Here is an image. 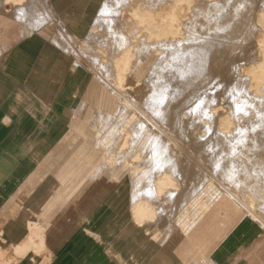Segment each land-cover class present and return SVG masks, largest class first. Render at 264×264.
Segmentation results:
<instances>
[{
    "label": "crops",
    "instance_id": "obj_1",
    "mask_svg": "<svg viewBox=\"0 0 264 264\" xmlns=\"http://www.w3.org/2000/svg\"><path fill=\"white\" fill-rule=\"evenodd\" d=\"M100 3L45 0L59 21L37 25L32 17L38 16L33 11L40 4H32L29 14L27 4L21 13L19 5L8 8L0 0L1 243L9 248L32 239L40 250L18 260L40 264L43 257L54 259L50 236L58 248L64 240L73 244V264H264V229L228 198H217L192 226L172 229L165 240L157 233L161 227L150 234L145 230L148 223L139 227L134 222L133 228L132 201L126 212L114 216L113 204L103 196L91 199L107 179L103 166L110 150L97 143L101 131L92 125L99 115L117 112L118 98L84 60L78 64L63 50L61 34L86 39ZM123 164L132 185L131 168ZM115 178L113 183L118 182ZM78 229L87 233L82 236Z\"/></svg>",
    "mask_w": 264,
    "mask_h": 264
},
{
    "label": "bare ground",
    "instance_id": "obj_2",
    "mask_svg": "<svg viewBox=\"0 0 264 264\" xmlns=\"http://www.w3.org/2000/svg\"><path fill=\"white\" fill-rule=\"evenodd\" d=\"M117 0H101V3H100V8H99V11L97 13L96 16V20L94 21V25H93V28L91 29V33L89 34V36H92L94 35V32L96 30H98L100 27H102V25L106 22L108 24H110L111 22L115 23L111 29L115 30V35H114V42H112V45L113 43L118 46H121L122 44V47L121 49L117 48L116 49H119V50H115V52H113L112 50H109V51H106V50H103L102 48H99L98 50H95L93 53L91 49H86L84 47V45L86 44L87 42V39L89 38V36L82 40H76L75 38H73L72 36L70 35H67L68 33H64V34H61L62 35V40L64 41V44L65 46L63 47L62 44H61V47H63V50L65 48V50H67L69 53H72L73 56L76 57L77 59V63L79 64V61L80 60H84L88 65L89 67L95 72V74L98 76L99 79H101V81L106 84L113 92L114 94L116 95V97L118 98V110L117 112H115V114H112L110 117L106 116V118H103L102 117V114L99 115L100 118H102V120L98 123H95L93 126L95 127H99V130L101 131V134L99 136V139H98V142L101 146L102 145H105L106 148H109L110 147V150L107 151V158H106V162H105V165L103 167L105 168H108V167H115L116 165L118 164H123L124 162H127L129 161L127 164L130 166V168H134L135 165L133 163V161L135 160V164H136V167L137 165L141 168L140 170L138 171H135V174L132 176V179H134V187H133V198H132V205H131V217H132V220H134L135 224H137L139 227H144V223L145 222H148V226L146 228L145 226V230L148 234L156 231V228L157 227H161L160 229V232L162 234V240H165L166 238H168L170 236V234L172 233V230L171 231H167L166 228V225L169 224L170 226L169 227H172L173 228H177V227H181V228H188L190 225L192 226V224L202 215L200 213H202L203 209H204V213L207 211V209L211 206V204L214 202V201H217L216 199L217 198H220V197H224V198H228L230 199V201H232L237 207H239L244 213H245V216L246 218L252 220L253 222H256L258 223L261 228L264 229V214L261 212V209L264 208V182H262L261 179H259V177L261 176H264V162H262L264 159V137L260 138L261 136H264V104L263 106L260 105V102H257V103H254L252 101V103L248 104L246 103V106H252L253 108H255L256 110H258L257 112V115H258V119L256 120L257 122H253L251 123L250 125V122L248 123L249 126H243V127H237L238 129L237 130H234L231 131L229 130L230 126L232 125V122L230 121V119H228V117H225L223 115V113H221V111L218 110V108L220 107L219 104L217 105H210V108L206 111L207 113V122L204 123V115H201L200 113L204 110V108L200 107V110H199V115L200 117L204 116L203 117V125H205L206 127L204 128L205 129V133L207 134L208 131H211L209 129L213 128L212 131H214V128H215V131H216V136L214 135V138L213 140L216 138L217 139V142L220 145H223V143L225 144V142H221L222 144L219 143V139L221 140L222 137H225V140L227 139L226 143L228 142V144H225V145H229L231 147V150L229 151L228 150V153L226 151V159H229L230 160V166L229 164L225 163L226 165H223L221 163V161L223 160H226L223 158L222 154L224 153H221V156L219 155L220 153V150H221V146L219 147L218 146V151L216 153L218 154H212L213 156H216L217 160H214L215 161V166L214 167H208L206 165L203 164L204 161H201L197 154L195 153V151H193L194 149H192L191 147H188V137L187 138H182L178 133L180 131H182V126H179L181 125V123H179L178 127H182L181 130H176V128L178 129V127H175V130L178 131L176 132L171 126V123L169 124V122L172 120V118H170L169 122L168 119H165L167 120L165 122L164 119L162 118H165L164 117H161V114H163V111L164 109H162L161 107L158 108L157 107V100L158 99H154L155 98V95L150 97V98H140L137 97L139 94L137 93L139 91L138 88L134 87L131 80L133 78H135V75L136 73V70L138 69V63L139 62H142L140 66H143L142 68L144 69L146 64H143L144 62H146V58H142L140 56V54L142 52H146L148 53L147 54V59H150V62H153L155 65H159L162 67V61H164V63H167L169 62V60H174L175 56H174V53H173V57L174 58H171V54L172 51L176 48H174L175 46H178L179 48V45L181 46V42L186 43L190 41L192 39H198L199 36H196L195 38V34L194 33L195 31H192V34L194 35H190V33H188L187 35H190L191 39H188L189 36H187L188 40L187 39L185 41H183V37L185 35V31L184 29H186V26L189 22H186V21H181L180 20V13L181 12H178V8H179V3L180 1L182 0H169V3L165 6V5H162L163 4V0H122L123 2V5H122V9L117 13L116 15V18L114 20V16H113V12L116 10L115 8V2ZM195 1V0H194ZM227 3H225V7L228 8L229 6H231V9H232V6H233V9L235 11V15H232L225 20V23H223V27L220 26V28L218 29H225L226 27V31L227 33H224V34H227L228 36V31L233 33L232 30L236 31L237 30V33H235L236 35L238 34V30H239V24L235 23V18L236 16H239V6L235 5L234 3L232 4V0H225ZM185 2L187 3V5H189L188 3H190V0H185ZM217 4H216V8L219 9V12H221L222 8L220 9V5H221V2L220 0L219 1H216ZM224 2V1H223ZM40 4L41 7L39 8V6H36V8L38 10L36 11H33L34 13L37 12L38 16L37 15H33V16H36L35 18L36 19H33L32 17V21L36 20L37 22V25L38 24H44V23H54L55 21H59V20H56L55 19V15L56 14L53 9H49V7H47L48 5H45V0H5V4L7 5V7H11V4L12 6L14 5L16 8L17 5L20 6V10L21 12L23 11V9L26 8V10L28 9V6L30 8H32V4L35 5V4ZM161 3V5H160ZM24 4H27V6L24 8ZM37 4V5H38ZM46 4H47V1H46ZM215 4V3H214ZM220 4V5H219ZM264 4V3H263ZM156 5V7H155ZM211 5V4H210ZM209 5V6H210ZM219 5V6H218ZM207 6V5H206ZM254 6V5H253ZM262 6V5H261ZM260 6V7H261ZM5 7V6H4ZM193 7V5H192ZM203 7V6H202ZM214 7V5H213ZM223 7V5L221 6ZM31 8H30V12H31ZM182 8V7H181ZM201 9V8H200ZM204 9V8H203ZM209 9V8H208ZM248 9V8H247ZM251 8L248 9V11L250 10ZM254 9V8H253ZM260 9V8H259ZM258 9V10H259ZM19 10V8H18ZM25 10V12H26ZM202 10V9H201ZM210 10V9H209ZM230 10V8H229ZM230 10V11H232ZM180 11V10H179ZM182 11V10H181ZM206 11V10H205ZM217 11V10H216ZM246 11V12H248ZM251 11V10H250ZM249 11V12H250ZM24 12V11H23ZM29 12V11H27ZM201 12V11H199ZM207 13H205L206 15V19H207V15H208V11H206ZM213 12V11H212ZM211 15H214L212 14ZM256 12V11H255ZM209 13V14H210ZM252 13V12H251ZM250 13V14H251ZM29 14H32L29 13ZM192 14V13H191ZM189 14V15H191ZM220 13H218L217 11V14L218 15ZM245 14H248V13H245ZM255 14V15H254ZM244 15V14H243ZM249 15V14H248ZM183 16V15H182ZM201 16V15H200ZM222 16V15H221ZM252 17V29L250 30L249 29V32L251 31V34L254 33V27H257V30L258 28L263 30L264 29V7L262 6V9H260L259 11H257V13H254V10H253V15L251 14ZM26 17V16H25ZM58 17V16H57ZM188 17V16H187ZM194 17V16H193ZM198 17V16H197ZM205 17V16H203ZM219 17V16H218ZM217 17V19H218ZM223 17V16H222ZM59 18V17H58ZM209 20H208V23L210 21V17H208ZM216 18V17H215ZM220 18V17H219ZM225 18V17H224ZM255 18V19H254ZM197 19V18H196ZM198 19H200L198 17ZM197 19V20H198ZM205 19V21H207ZM223 19V18H222ZM110 20V21H109ZM185 20V19H184ZM216 20V19H215ZM221 20V19H220ZM192 18H191V23H192ZM212 21H213V18H212ZM211 21V22H212ZM219 21V20H217ZM217 21H215V24H217ZM223 21V20H222ZM239 21V20H238ZM236 21V22H238ZM241 21V20H240ZM36 22H34L33 24H35ZM58 23V22H57ZM207 24V22H205ZM220 22H218L219 24ZM222 23V22H221ZM220 23V24H221ZM241 23V22H240ZM61 24V23H59ZM129 24V25H127ZM190 24V23H189ZM197 24V23H195ZM201 24V22H200ZM236 24L238 25L236 28ZM55 25V24H54ZM210 25V24H209ZM212 25V24H211ZM210 25V26H211ZM226 25V26H225ZM40 26V25H39ZM39 26L35 27V29H39ZM53 26V25H52ZM57 26V25H56ZM128 26V27H127ZM197 26V25H196ZM201 26V25H200ZM204 26V24L202 25ZM202 26L200 27V30L202 28ZM208 28V26H206L207 29H209L210 31L211 28ZM26 27V26H25ZM34 27V26H33ZM62 27V26H60ZM124 27L125 28V32L128 31L126 33H124ZM129 27H131L130 29L131 30H128ZM192 27V25H191ZM215 27V26H214ZM216 27H219L218 25H216ZM222 27V28H221ZM251 27V26H250ZM194 28V27H193ZM198 28V26H197ZM205 28V27H203ZM202 28V32H203V29ZM233 28V29H232ZM65 28H63L64 30ZM190 29V27H189ZM189 29L187 30V32L189 31ZM215 29V28H214ZM59 30V29H58ZM62 30V29H61ZM198 30V29H197ZM209 30H207V32H209ZM217 31V28L215 29ZM219 32H223L222 30ZM231 30V31H230ZM60 31V30H59ZM205 31V30H204ZM225 31V32H226ZM245 31V30H244ZM248 31V30H247ZM246 31V32H247ZM190 32V31H189ZM199 32V31H198ZM197 32V33H198ZM206 32V31H205ZM204 32V33H205ZM218 32V34L220 35V33ZM241 32V31H240ZM248 32V34H249ZM57 33V32H56ZM213 33V32H211ZM215 33V31H214ZM242 33V37H243V32ZM216 33V35H218ZM224 34L222 37H224ZM199 35V34H197ZM201 33H200V40H201ZM218 35V36H219ZM222 35V33H221ZM231 37H235V36H232V34H230ZM212 36V35H211ZM241 36V35H240ZM249 36V35H248ZM204 37V35L202 36V38ZM221 37V36H220ZM220 37H216L215 39L216 40H219ZM226 37V35H225ZM224 37V38H225ZM239 36H236L237 40ZM251 37V36H250ZM58 42H60V37H58ZM219 38V39H218ZM57 39V38H56ZM83 39V38H82ZM196 39V40H197ZM204 39V38H203ZM202 39V40H203ZM206 39V38H205ZM213 39V38H212ZM228 40V38H225V40ZM100 40V36L96 37V42ZM199 40V39H198ZM197 40V41H198ZM199 40V41H200ZM215 40V41H216ZM230 40V39H229ZM198 41V42H199ZM206 41V40H205ZM204 41V42H205ZM221 39L218 41L220 42ZM231 41H232V38H231ZM235 41V42H236ZM198 42H193L192 44H198ZM210 42L207 41V43ZM88 44L91 43V41L87 42ZM187 43V44H188ZM200 43V42H199ZM203 43V42H202ZM201 43V44H202ZM239 42H236L234 45L232 44V47L237 49L238 47H241L239 46L238 44ZM254 43H256L254 41ZM60 44V43H59ZM178 44V45H177ZM194 44V46H195ZM212 46L214 45L213 42L211 43ZM210 44V45H211ZM217 44H220V43H217ZM229 45H231V43L228 42ZM258 44L259 46L261 47L263 53L264 54V40H259L258 41ZM185 45V44H184ZM189 45V44H188ZM205 45H206V42H205ZM203 44V46L201 47H204L205 46ZM209 45V44H208ZM216 45V44H215ZM114 46V45H113ZM198 45H196L195 49L197 48ZM216 46H220V45H216ZM164 47V49H163ZM169 47V49H168ZM171 47V49H170ZM183 47V46H182ZM187 47V48H186ZM185 49H188L186 51L185 54L188 53L189 51V46H186ZM191 47V46H190ZM206 47V46H205ZM204 47V48H205ZM231 47V46H230ZM173 48V50H172ZM181 48V47H180ZM200 48V46H199ZM213 48H216L213 46ZM212 48V50H213ZM166 49H168L170 51V59L167 57V60H162V58L160 59H157V56H164L163 52H168ZM184 49V47L182 48ZM191 49V48H190ZM198 49V48H197ZM221 49V48H219ZM228 49V48H227ZM172 50V51H171ZM180 49H178V53ZM191 50H194L191 49ZM201 50V52H200ZM198 49V51L194 50L195 51V54L196 52H200L201 54H203V50L202 49ZM205 50L207 51H210V47L208 49L205 48ZM204 50V51H205ZM66 51V52H67ZM175 51V50H174ZM181 53H182V50H180ZM194 51H193V54H191L192 56L194 55ZM207 51H205L207 53ZM218 51V50H217ZM184 50H183V54H184ZM190 52V51H189ZM204 52V54H205ZM221 52V51H220ZM177 53V52H176ZM175 54L176 56L178 55ZM180 53V54H181ZM191 53V52H190ZM211 53V51H210ZM210 53H208L210 55ZM212 53H215V51H213ZM237 53V51H236ZM244 53V52H243ZM71 54V55H72ZM102 54H107V61L106 63H103L102 62ZM149 54L151 56H149ZM179 54V55H180ZM189 54V53H188ZM203 54V55H204ZM200 54H198L194 59H197V57H199ZM207 55V54H205ZM204 55V56H205ZM208 55V56H209ZM213 55V54H212ZM215 56H217L216 54H214ZM166 56H168V54L166 53ZM184 57L187 58L188 55H183ZM183 56L181 54V57L183 59ZM191 56V58H192ZM195 56V55H194ZM201 56V55H200ZM214 56V57H215ZM180 57V56H179ZM179 57L177 56L175 59L180 62L179 60ZM203 56H201L202 58ZM211 57V56H210ZM223 56H221L222 58ZM225 57V56H224ZM250 57V56H249ZM253 57V56H252ZM105 58V57H104ZM209 60V59H213V57L209 58L207 56H205V60ZM209 58V59H208ZM226 58V57H225ZM230 58V57H229ZM240 58V57H239ZM169 59V60H168ZM181 59V58H180ZM181 59V60H182ZM193 59V58H192ZM191 59V61H192ZM200 59V58H199ZM215 59V58H214ZM219 59V58H218ZM255 59V58H254ZM104 60V59H103ZM174 60V61H176ZM204 60V59H203ZM202 60V61H203ZM204 60V61H205ZM217 60V58H216ZM229 60V59H228ZM227 60V61H228ZM244 60V59H243ZM256 60V61H255ZM254 60V63H257L258 64V67L257 68H260V71L262 72H259V73H254V79H259V80H264V56L260 59H255ZM183 63H184V60H182ZM190 61V62H191ZM194 61V60H193ZM196 61V60H195ZM194 61V62H195ZM203 62H199L198 60V66L196 65V68L199 67V63H204ZM215 61V60H214ZM218 61V60H217ZM171 62V61H170ZM178 62V63H179ZM187 62V59L185 61V64ZM189 62V61H188ZM211 62V66L210 68L213 67V64L214 62L210 61ZM216 62V61H215ZM234 60H229L227 63H228V72L230 71V69L234 70V72H236L235 70V67H234ZM237 62V61H236ZM174 63V62H173ZM171 63V65L173 64ZM208 63V62H207ZM213 63V64H212ZM221 63V62H220ZM242 63V62H241ZM81 64V63H80ZM170 64V63H169ZM167 64V66L169 65ZM181 64V62H180ZM179 64V65H180ZM183 64V65H185ZM193 62L191 63V66H192ZM222 64V63H221ZM220 64V65H221ZM246 64V63H245ZM261 64V65H260ZM77 65V64H76ZM82 65V64H81ZM176 65V64H175ZM202 65V64H201ZM206 66V64L204 63L203 66ZM219 65V67H220ZM242 65V64H241ZM260 65V66H259ZM174 66V65H173ZM178 66V65H176ZM175 66V67H176ZM188 65H186L185 67H187ZM209 66H206V67H209ZM77 67V66H76ZM181 67L182 64H181ZM179 67V69L181 68ZM184 67V69H185ZM253 67V66H252ZM85 68V67H84ZM192 68V67H191ZM195 68V67H194ZM195 68V70H196ZM201 68V67H199ZM177 69V68H176ZM187 69V68H186ZM188 69L190 70V67H188ZM203 69H206V68H203ZM208 69V68H207ZM206 69V72H209L210 70L207 71ZM226 68H224L225 70ZM135 70V71H134ZM188 70V71H189ZM194 70V69H193ZM194 70V71H195ZM201 70V69H199ZM223 70V68H222ZM221 70V71H222ZM238 72H239V69H237ZM187 71V70H185ZM187 71V72H188ZM250 71V70H249ZM258 71V70H257ZM180 72L182 73V71L180 70ZM184 72V70H183ZM191 73V71H189ZM196 72V71H195ZM200 72V71H198ZM205 72V71H204ZM211 72V71H210ZM213 72V71H212ZM231 72V71H230ZM236 73V75L238 76L237 78L238 79H241V76H239V73ZM246 72V71H245ZM143 73H144V70H143ZM141 73V74H143ZM193 73V71H192ZM221 74H223L224 76V72H220ZM186 74V72L184 73ZM196 74V73H195ZM194 74V75H195ZM199 74V73H198ZM196 74V75H198ZM206 74V73H205ZM204 74V75H205ZM209 74V73H207ZM214 74V73H213ZM212 74V75H213ZM235 74V73H234ZM188 75V74H187ZM193 75V74H192ZM195 75V76H196ZM202 75H203V71H202ZM199 78H201V76ZM211 75V76H212ZM226 75V74H225ZM185 76V75H184ZM191 77V76H190ZM190 77L188 75V79L190 80ZM194 77V76H192ZM209 77V76H207ZM245 77V76H244ZM183 78V77H182ZM186 78V76H185ZM210 78V77H209ZM218 79L220 77H217ZM234 78V77H233ZM96 79V78H95ZM188 79H185V80H188ZM193 79V78H192ZM206 79V78H204ZM216 79V78H215ZM214 79V81H215ZM245 79V78H244ZM184 80V79H183ZM188 80V81H189ZM202 80V78H201ZM212 80V77L211 79ZM243 80V79H242ZM241 80V81H242ZM247 80V78H246ZM134 81V80H133ZM172 81V80H171ZM204 81V80H203ZM208 81V80H207ZM217 81V80H216ZM135 82V81H134ZM193 82V80H192ZM192 82L190 81L188 84H192ZM210 82V81H209ZM236 82V81H235ZM240 82V80H239ZM244 81H242V84L244 85L243 83ZM146 85L147 84V81L145 82ZM185 83V82H184ZM200 83V81H199ZM217 83V82H216ZM215 83V84H216ZM260 83V82H259ZM155 84V83H154ZM152 84V85H154ZM193 84H195V82H193ZM201 84V83H200ZM199 84V85H200ZM208 84V82H207ZM222 84H223V81H222ZM220 84V85H222ZM248 84V82H247ZM219 85V84H217ZM243 85H239L242 86ZM187 86V87H186ZM184 86L185 90L188 88L189 85H186ZM194 86V85H193ZM204 86V85H203ZM238 86V87H239ZM245 86H246V83H245ZM243 86V87H245ZM256 86V85H255ZM154 87V86H153ZM168 87V86H167ZM166 87V88H167ZM183 87V86H182ZM179 88V89H182ZM200 87H202V85H200ZM205 87V86H204ZM258 87V86H257ZM262 87V86H261ZM147 88V87H146ZM176 88V87H175ZM175 88H173L175 90ZM183 88V89H184ZM209 89L211 87H208ZM138 89V90H137ZM148 89V88H147ZM178 89V88H177ZM176 89V90H177ZM178 89V90H179ZM182 89V90H183ZM197 89H199L197 87ZM204 89V88H203ZM206 89V87H205ZM204 89V92H206L207 90L209 91V89H206L205 91ZM244 89V88H242ZM141 90V89H140ZM168 90V89H167ZM170 90V89H169ZM175 90V92H176ZM177 90V92H178ZM182 90H179V92ZM257 90V89H256ZM263 90V89H262ZM160 91V90H159ZM189 91V90H188ZM202 91V90H201ZM200 91V92H201ZM207 91V92H208ZM236 91H242V93L246 94V95H252V93L250 92V90L248 89V87H245L244 91L241 90L240 88L239 89H234L231 90V94L234 96V94H237ZM163 92H164V89H163ZM173 92V91H172ZM194 92V90H193ZM199 92V94H200ZM210 92V91H209ZM263 92V91H262ZM188 93V92H187ZM203 93V91L201 92ZM112 94V93H111ZM157 94H163L162 93V90L160 91V93H157ZM177 94V93H175ZM194 94H196L195 92L193 93L192 96H194ZM198 94V93H197ZM208 94V93H207ZM212 94H215V93H212ZM254 94V93H253ZM204 95V93H203ZM203 95H201L202 97H204ZM229 95V93H228ZM245 95V96H246ZM255 95V94H254ZM86 96V94H85ZM84 96V97H85ZM198 96V95H197ZM200 96V97H201ZM209 96V95H208ZM207 96V97H208ZM216 96V95H215ZM223 96V94L221 95ZM225 96V95H224ZM231 96V95H230ZM229 96V97H230ZM244 95H242L243 97ZM256 96V95H255ZM254 96V97H255ZM82 97V96H81ZM175 96H173V99H174ZM196 97V96H195ZM192 100L193 102L196 101V99ZM200 97H196L197 99L200 98ZM217 97V96H216ZM215 97V98H216ZM219 97V96H218ZM239 97V96H238ZM247 97V96H246ZM245 97V98H246ZM253 97V95L251 96ZM73 98V97H72ZM176 98V97H175ZM205 98V97H204ZM202 99L200 98L199 100H205V99ZM258 98V97H256ZM255 98V99H256ZM260 98V96H259ZM235 101V104L233 106H236V112L234 110V115H236V113L238 111H241V108H240V105L241 103L239 102V100L237 101V98L234 97L233 98ZM83 100V99H82ZM172 100V99H171ZM175 100V99H174ZM172 100V104H173V101ZM180 100V99H179ZM195 100V101H194ZM196 103H198V101ZM209 100V99H208ZM211 100V99H210ZM209 100V101H210ZM231 100V99H230ZM240 100H242V98H240ZM262 100L261 98L259 99V101ZM179 102L178 99L175 100V102ZM181 101V100H180ZM187 101V100H186ZM200 101V103L202 104V102ZM215 101V100H214ZM244 101V100H243ZM249 101V100H248ZM258 101V100H257ZM71 102V101H70ZM85 102V101H84ZM83 102V103H84ZM165 102V101H164ZM171 102V101H170ZM174 102V104H176ZM189 102V100H188ZM192 102V103H193ZM205 102V101H204ZM213 102V101H212ZM218 102V100L216 101ZM233 102V101H232ZM231 102V103H232ZM72 103V102H71ZM89 103V101H88ZM162 103V101L160 102ZM169 103V102H168ZM184 103H187V102H184L183 100V104H182V107H185V104ZM191 103V104H192ZM199 103V104H200ZM209 103V102H208ZM215 103V102H214ZM234 103V102H233ZM232 103V104H233ZM262 103V102H261ZM264 103V102H263ZM172 104H168L169 106H172ZM173 104V105H174ZM189 104V103H188ZM204 104V103H203ZM108 105V104H107ZM162 105V104H161ZM167 105L166 103L163 104L162 106H165ZM177 105V104H176ZM184 105V106H183ZM198 105V104H197ZM74 106V105H73ZM77 106V105H76ZM168 106V107H169ZM188 106H191V105H187ZM193 106V104H192ZM191 106V107H192ZM201 106V105H200ZM207 106V104L205 103V107ZM231 106V105H230ZM233 106H231L232 108H234ZM245 106V105H244ZM243 104H242V108L244 107ZM86 107V105H85ZM84 107V108H85ZM99 107V106H98ZM167 106H165L164 108H166ZM175 107V106H174ZM181 107V106H179ZM182 107L179 109V111H182ZM189 107L190 109H187L188 111H192L193 109L195 108H191ZM195 107H197L195 105ZM199 107V105H198ZM197 107V108H198ZM204 107V106H203ZM172 108V107H169V109ZM72 109V108H71ZM82 109V107H81ZM102 109V108H101ZM167 109V108H166ZM177 109V108H175ZM182 109V110H181ZM185 109V108H184ZM192 109V110H191ZM203 109V110H202ZM245 109H247L245 107ZM80 110V109H79ZM105 110V109H104ZM178 110V109H177ZM186 110V109H185ZM196 110V109H195ZM206 110V109H205ZM238 110V111H237ZM76 111V110H75ZM85 111V110H84ZM99 111V110H98ZM167 111V110H166ZM164 111V112H166ZM171 111V110H170ZM173 111V110H172ZM176 111V110H175ZM194 111V110H193ZM244 111V110H243ZM255 111V110H254ZM78 112V111H77ZM81 112V111H79ZM100 112V111H99ZM107 112V111H106ZM186 112V111H185ZM195 112V111H194ZM193 114L190 113L191 115H194L195 113L197 114L198 112V109L197 111ZM231 112V111H230ZM76 113V112H75ZM98 113V112H96ZM101 113V112H100ZM155 113V114H154ZM173 113V112H172ZM178 113V112H177ZM176 112H174L173 116L175 114H177ZM188 114V112H186ZM167 113H165L166 115ZM189 114V115H190ZM195 114V115H196ZM203 114H204V111H203ZM233 114V113H231ZM76 115H79V113H77ZM81 115V114H80ZM104 115V114H103ZM106 115V114H105ZM164 115V114H163ZM179 115H181V113H179ZM195 115L192 118V120L195 119ZM229 115V114H227ZM232 115V116H234ZM239 115H240V112H239ZM245 115V114H244ZM75 116V114H74ZM73 116V117H74ZM83 116V115H82ZM167 116V115H166ZM169 117H171L169 114H168ZM188 116V115H187ZM198 116V115H196ZM249 116V114H248ZM72 117V118H73ZM180 117V116H178ZM182 117V116H181ZM199 117V116H198ZM201 117V118H202ZM247 117V113H246V116ZM89 118V117H88ZM184 118V116L182 117ZM188 118V119H189ZM250 118V117H249ZM175 119V118H174ZM181 119V118H180ZM178 118H176L177 122L175 121L176 123V126H177V123L178 121L181 122ZM239 119V118H238ZM246 119V118H245ZM253 119V118H251ZM164 120V121H163ZM191 120V121H192ZM198 121V119H196ZM194 120V121H196ZM200 122H201V119L199 118ZM234 120V118H233ZM244 120V119H243ZM246 120H249L248 117ZM173 121V120H172ZM185 121V120H184ZM242 121V120H241ZM174 122V121H173ZM188 121H185V124L187 123ZM199 122V121H198ZM199 122V123H200ZM237 122V121H236ZM87 123V121H86ZM191 124V127L193 129V124L192 122H189ZM188 123V124H189ZM194 123V122H193ZM235 123V122H234ZM169 124V125H168ZM184 124V123H183ZM187 124V125H188ZM210 125L214 126V127H211ZM246 125V124H245ZM83 126V125H82ZM201 126V125H200ZM208 126V127H207ZM197 127V124L196 126ZM194 127V128H195ZM204 127V126H203ZM202 127V128H203ZM253 129H252V128ZM75 128V127H74ZM259 128V129H258ZM190 130V128H187ZM186 129V130H187ZM236 129V128H235ZM255 132V130H259L260 133H255L253 135H257L256 137L254 136H249L248 134H251L250 131L252 132ZM261 129V130H260ZM76 130V129H75ZM184 130V129H183ZM187 130V131H189ZM187 131H186V134H187ZM191 131V130H190ZM258 131V132H259ZM89 132V131H88ZM183 132V131H182ZM198 132V131H197ZM203 132V131H202ZM228 132H230V134H228ZM257 132V131H256ZM78 133V132H77ZM91 133V132H90ZM212 133V132H211ZM215 133V132H214ZM183 134V133H181ZM259 134V135H258ZM96 135V134H95ZM94 135V136H95ZM98 135V134H97ZM261 135V136H260ZM183 137L185 135H182ZM188 136V134H187ZM190 136V135H189ZM205 136V135H204ZM211 136V134H210ZM209 136V137H210ZM89 137V136H88ZM186 137V136H185ZM201 137V136H200ZM93 138V137H92ZM85 139V138H84ZM187 139V140H186ZM193 140H195L194 138H191ZM199 139L198 138V142H199ZM75 140V139H74ZM190 140V138H189ZM211 139H208L207 138V141L209 142L210 144V141H211V146L212 147L213 145H215V141H213ZM90 141V140H89ZM93 141V140H92ZM192 141V140H191ZM201 141V140H200ZM205 141V140H204ZM212 141L214 142V144L212 143ZM223 141V139H222ZM110 142V143H109ZM203 142V141H202ZM216 142V143H217ZM78 143V142H77ZM201 143V142H200ZM204 143V146H205V143L206 142H203ZM250 143V144H248ZM252 143V144H251ZM84 144V143H83ZM97 145V144H95ZM192 144L190 143V146ZM207 145V143H206ZM239 145V151L237 149V146ZM250 145L251 148L250 150L249 149H246L247 147H249ZM216 146V145H215ZM214 146V147H215ZM86 147V146H85ZM99 147V146H98ZM151 148L150 151H146L145 148ZM213 147V148H214ZM227 147V146H222V149L224 150V148ZM233 147V148H232ZM56 148V147H55ZM76 149V148H75ZM84 149V148H83ZM98 149V148H96ZM212 149V148H210ZM209 149V150H210ZM108 150V149H107ZM244 150V152H243ZM246 150H249L250 152L246 151ZM106 151V150H105ZM162 151L166 152L165 154H167L168 156L167 157H163L161 160L159 158L158 155L160 154H164ZM77 152V151H75ZM159 152H162L160 154H158ZM221 152H223L221 150ZM243 152V153H242ZM106 154V152H104ZM247 155H245V154ZM143 154L145 155V158L143 159ZM158 154V155H157ZM164 154V156H165ZM75 155V154H74ZM77 156L79 155L78 153L76 154ZM230 155V156H229ZM76 156V157H77ZM158 156V157H157ZM161 156V155H160ZM83 157V156H81ZM80 158V157H79ZM104 158V159H105ZM159 158V160L161 161L162 165H160V168L158 167V169L156 170V165L160 162L157 161V159ZM81 159V158H80ZM71 160V159H70ZM84 160V159H83ZM97 161V160H96ZM184 161V163H183ZM154 162V163H153ZM227 162V160H226ZM138 163V164H137ZM146 163L149 165V167H147ZM155 165L154 167L155 168H152L153 167V164ZM183 163L185 166L187 165V167L189 168V172L191 173V171H193V173L195 174H198L200 175V178H206V182L204 184H202L205 180H200V182L202 183H199L197 182V185L194 184L193 186L190 187L189 190H187L188 188H186L183 184V180H180L182 178H188L187 175L186 177L183 175V172L184 170H182L183 168H181V164ZM85 164V163H84ZM152 164V165H151ZM67 166V165H66ZM124 166V164H123ZM180 166V168H179ZM193 166H195L196 168H194ZM65 167V166H64ZM70 167V166H69ZM86 167V166H85ZM183 167V166H182ZM186 167V168H187ZM71 168V167H70ZM73 168V167H72ZM80 168V167H78ZM98 169V168H97ZM83 171V170H82ZM132 171V170H131ZM188 171V169H187ZM221 173H220V172ZM68 172V171H67ZM72 172V171H71ZM60 173V172H59ZM189 173V174H190ZM248 174V178H250L252 175H253V178L256 179L255 177L258 178V180H261L262 183H259L257 184V186L255 184H252L250 183V187H254L255 190H257V193L260 196H258L257 194V197L254 196L255 195V192H250L248 191L249 193H253V194H246L247 191H245L243 193V191H241L240 189H238V187L236 186V183L234 181L233 178L242 175V174ZM72 174V173H71ZM70 174V175H71ZM192 174V173H191ZM52 175V174H51ZM73 175V174H72ZM71 175V176H72ZM251 175V176H250ZM261 175V176H260ZM244 176V175H243ZM224 177V178H223ZM247 177V175H246ZM131 178V177H130ZM202 178V179H203ZM264 178V177H262ZM131 179V180H132ZM230 181H229V180ZM233 179V180H232ZM145 180H148V182H150V184L148 185H144V181ZM188 180V179H186ZM191 180V179H190ZM257 180V181H258ZM264 181V180H263ZM255 182V181H254ZM79 183V182H78ZM200 184H202L200 186ZM58 185V184H57ZM72 185V184H71ZM77 186V185H76ZM56 188V187H55ZM53 188V189H55ZM72 189V188H71ZM51 190V189H50ZM57 190V189H56ZM60 190V189H59ZM58 190V191H59ZM141 190V191H139ZM36 192V191H35ZM69 192V191H68ZM138 192L139 193H144L143 195L145 196L144 199H142V197H140L141 195L138 196ZM52 193V192H51ZM50 193V194H51ZM217 193L218 196H214L212 197V201L211 203L210 202H204L202 205H201V202H200V194H215ZM57 194V193H56ZM36 196V195H35ZM44 196V195H43ZM42 196V197H43ZM51 196V195H50ZM71 196V195H70ZM65 197V196H64ZM31 198V197H30ZM41 199V198H40ZM98 199V198H97ZM96 199V200H97ZM101 199V198H100ZM37 200V198H36ZM54 200V199H53ZM153 200L156 201V203L153 202ZM259 200L262 201V204H259L257 203ZM51 201V200H50ZM229 201V202H230ZM52 202V201H51ZM222 202V201H221ZM220 202V203H221ZM17 203H20V202H17ZM16 203V204H17ZM58 203V202H57ZM56 203V204H57ZM91 203V202H90ZM95 203V202H94ZM97 203V202H96ZM106 203V202H105ZM15 204V203H14ZM33 204V203H32ZM103 204V203H102ZM232 204V203H231ZM28 205V204H27ZM42 205V204H41ZM12 206V205H11ZM57 206V205H56ZM59 206V205H58ZM61 206V205H60ZM105 206V205H104ZM218 206V205H217ZM29 207V206H28ZM40 207V206H39ZM43 207V206H42ZM191 207L195 208L196 209V214L194 216H192V209ZM30 208V207H29ZM51 208V207H50ZM56 208V207H55ZM207 208V209H206ZM34 209V207H33ZM32 209V210H33ZM200 209V210H199ZM43 210V208H42ZM225 210V209H224ZM37 211V210H36ZM88 211V210H87ZM222 211V210H221ZM27 212V211H26ZM50 212V211H49ZM84 212V211H83ZM241 212V211H240ZM86 213V212H85ZM96 213V212H95ZM216 213V212H215ZM219 213V212H218ZM225 213V212H224ZM92 214V213H91ZM56 215H57V211H56ZM84 215V214H83ZM90 215V214H89ZM128 215V214H127ZM217 215V214H216ZM220 215V214H219ZM109 216V215H108ZM218 216V215H217ZM122 217V216H121ZM227 217V216H226ZM230 217V216H229ZM242 217V216H241ZM86 218V216H85ZM91 218V217H90ZM210 219V217H209ZM228 219V218H227ZM241 219V218H240ZM243 219V218H242ZM218 220V219H217ZM32 221V220H31ZM204 221V220H203ZM208 221V220H207ZM227 221V220H226ZM239 221V220H238ZM77 222V221H76ZM88 222V221H87ZM206 222V221H205ZM12 223V222H11ZM215 223V222H214ZM240 223V222H239ZM31 224V223H30ZM29 224V225H30ZM39 226V225H37ZM43 226V225H42ZM112 226V225H111ZM15 227V226H14ZM41 227V226H40ZM127 227V226H126ZM25 228V227H24ZM31 228V227H30ZM110 228V227H109ZM128 228V227H127ZM132 228V227H131ZM164 228V229H163ZM6 230V229H5ZM30 230V229H29ZM42 230V229H41ZM188 230V229H187ZM113 231V230H112ZM129 231V230H128ZM36 232V231H35ZM30 233V231H29ZM38 234V233H37ZM110 234V233H109ZM34 235V234H33ZM63 235V234H62ZM122 235V234H121ZM36 235H34L35 237ZM119 236V235H118ZM125 236V234H124ZM159 236V235H158ZM37 238V237H36ZM115 238V237H114ZM30 239V238H29ZM42 239V238H41ZM3 240V237L0 235V243L2 242ZM39 240V239H38ZM28 241V240H27ZM20 242V241H19ZM161 242V239L159 241V243ZM21 244L22 243V239H21ZM41 244V243H40ZM18 245V244H17ZM111 245V244H110ZM41 246V245H40ZM49 247V246H48ZM111 249V248H110ZM9 250H11L10 254L11 255H14V256H18V257H23L24 255H27L28 253L30 252H35L34 254L38 253V251L40 250L39 247H37V244L32 240L30 239V241L27 243V244H23L22 246H10L9 247ZM113 250V249H112ZM111 251V250H110ZM113 253V251H111ZM111 253V254H112ZM115 255V254H114ZM112 255V256H114ZM2 256V255H1ZM47 256V255H46ZM52 256V255H51ZM7 258V257H6ZM12 258V257H10ZM24 258V257H23ZM29 258V257H28ZM52 258V257H51ZM15 259V258H14ZM21 259V258H20ZM31 259V258H30ZM49 259V258H48ZM5 260V259H4ZM20 260H18L19 262ZM12 261L11 259H8L7 261H5L3 264H11ZM16 264V263H15Z\"/></svg>",
    "mask_w": 264,
    "mask_h": 264
},
{
    "label": "rangeland",
    "instance_id": "obj_3",
    "mask_svg": "<svg viewBox=\"0 0 264 264\" xmlns=\"http://www.w3.org/2000/svg\"><path fill=\"white\" fill-rule=\"evenodd\" d=\"M155 1V0H154ZM216 1H219V0H190V3H188L189 5H187V3L185 2V0H182V1H180V3H179V8H178V12H181L180 13V20L181 21H186V22H189L188 24H187V26H186V29H184V31H185V35H184V37H183V41H185L188 37L187 36H189V38L188 39H191V38H193V37H191L190 35H194V34H192V32H191V30L192 31H195L194 33H196L195 34V38H196V36H199V40H200V33L202 34L201 35V40L199 41L197 38V40L200 42H198L196 39H192L191 40V42L193 41V42H198V44L196 43H194L195 44V46H194V44H192V43H190V41L187 39V41H189V43L188 42H186V43H184L183 44V42H181V46L179 45V48H178V46H175L174 48H176V49H174L173 50V48H172V53H170V51L168 50L169 49V47H168V49H166L168 52H166L167 54H168V56H166V53L165 52H163V54H164V56L162 55V56H157V59H160V58H162V60H167V57L170 59V57L173 55V53H174V56H175V58L178 56H180L179 57V60H180V62H181V64H182V66L183 67H181V64H180V62L178 61V59L176 60L173 56L171 57V58H174V60H176V61H172V60H169V62H167V63H164V61H162V67L161 66H159V65H155L153 62H150V59H147V54L148 53H146V52H142L141 54H140V56L143 58H146V62H144L143 64H146V66H145V68L143 69L142 67L143 66H140L141 65V63L142 62H139L138 63V69L136 70V72H138V73H136V75H135V78H133L132 80H131V82H132V84H133V86L134 87H136V88H138L139 89V91L137 92L139 95L137 96V97H139L140 96V98H150L151 96H152V94H153V96L155 95V98L154 99H158L157 100V107L158 108H162V109H164V111H166V112H164L163 111V114H161V117H164L165 116V118H162V119H168V121L167 120H165V122L167 121V122H169L171 119L170 118H172V120L174 121H170L169 122V124L171 123V125H173V126H171L174 130H175V127H178V125H179V123H181V125H179V126H182V127H184V128H182V131H180L178 134L182 137V138H187L188 137V147H191L192 149H194L193 151H195V153L197 154V156H198V158L201 160V161H204L203 162V164L204 165H206V166H208V167H214L215 166V161L214 160H217V158H216V156H213V155H211L210 156V154L213 152V151H215V152H213L212 154H218V153H216L219 149H218V146H219V144H218V142H217V139L215 138L214 140H213V138H214V135L216 136V131H215V128H214V131H212L213 130V128H211V129H209V130H211V131H208V133L206 134L205 133V125H203V117H204V123H206L207 122V113H206V111L210 108V105H217V104H219L220 105V107L218 108V110L219 111H221V113H223V115L225 116V117H228V119H230V121L232 122V125L230 126V128H229V130H231V131H233V129L234 130H237L239 127H243V126H249V122H250V125H251V123H255V122H257L256 120L258 119L257 117H258V115H257V112H258V110H256L255 108H253L251 105L250 106H246V103H248V104H250V103H252V102H254V103H257V102H260V105L261 106H263V102H264V80H259V79H254V73H259V72H262V71H260V68H257L258 67V64L257 63H254V60L257 58V59H261L263 56H264V54H262L263 53V51H262V49H261V47L259 46V44H258V41L259 40H264V29L263 30H261V29H259L258 28V30H257V27H254V33L253 34H251V31L249 32V29L251 30L252 29V17L253 16H251V14L253 15V10H254V13H257V11H259L260 9H262V6L264 7V0H232V4L234 3L235 5H237V6H239V16H236V18H235V22H234V24L235 23H237V24H239V32H238V34L236 35L235 33H237V30L236 31H234V30H232L233 32H235L234 33V35H233V33H231V32H229L228 31V36H227V34H224V33H227V31H226V27H225V29H221L223 32H219V30L220 29H218V28H220V26H222L223 27V23H225V20L224 19H226V18H228L229 17V15L230 16H232V15H235V11L234 10H232L233 9V6H232V9H231V6H229L228 8H226L225 7V3H227L225 0H220V2H221V5H220V9L222 10L221 12H219V9H217L216 8V4H217V2ZM224 1V2H223ZM169 3V0H163V4L162 5H167ZM215 3V4H214ZM211 4V5H210ZM122 5H123V2H122V0H117L116 2H115V8H116V10L113 12V16H114V20H115V18H116V15H117V13L123 8L122 7ZM160 5H161V3H160ZM161 5V6H162ZM192 5H193V7H192ZM207 5V6H206ZM210 5V6H209ZM213 5H214V7H213ZM218 5V6H219ZM223 5V7H221ZM254 5V6H253ZM262 5V6H261ZM203 6V7H202ZM261 6V7H260ZM155 7H156V5H155ZM182 7V8H181ZM9 8V7H8ZM202 10H201V9ZM204 8V9H203ZM210 10H209V9ZM229 8H230V10H232V11H230L229 10ZM249 8H251L249 11H248V9ZM254 8V9H253ZM260 8V9H259ZM259 9V10H258ZM180 10V11H179ZM182 10V11H181ZM208 11L209 13L210 12H212V14H214V12H215V14L214 15H211V13L209 14L208 13V15H207V19H206V15H205V13H207L206 11ZM218 11V13H220V14H218V15H216L217 14V11ZM199 11H201V12H199ZM246 11H248V12H246ZM256 11V12H255ZM252 12V13H251ZM22 13V12H21ZM192 13V14H191ZM245 13H248V14H245ZM251 13V14H250ZM189 14H191V15H189ZM244 14V15H243ZM183 15V16H182ZM201 15V16H200ZM223 17H222V16ZM255 15V14H254ZM188 16V17H187ZM194 16V17H193ZM200 18V19H198V17ZM203 16H205V17H203ZM220 18H219V17ZM208 17H210L211 19H210V21H209V23H208V20H209V18ZM216 17V18H215ZM217 17H218V19H217ZM225 17V18H224ZM191 18H192V23H191ZM198 20H197V19ZM212 18H213V21H212ZM223 18V19H222ZM185 19V20H184ZM205 19L207 20V21H205ZM216 19V20H215ZM221 19V20H220ZM255 19V18H254ZM95 20H96V18H95ZM217 20H219V21H217ZM223 20V21H222ZM239 20V21H238ZM241 20V21H240ZM110 21V20H109ZM212 21V22H211ZM215 21H217V24H215ZM236 21H238V22H236ZM200 22H201V24H200ZM205 22H207V24L205 23ZM218 22H222L221 24L219 23L218 24ZM241 22V23H240ZM195 23H197V24H195ZM115 23H113V22H111L110 24H108V23H104L103 25H102V27H100L98 30H96L95 32H94V35H92V36H89V38L87 39V42H89V41H91V43L90 44H88L87 42H86V44L84 45V47L86 48V49H91L92 50V52L93 53H95L94 51L95 50H98L99 48H102L103 50H106V51H109V50H112L113 52H115V50L117 51V50H119V49H121V47H122V44H121V46H118V45H116L115 46V44L113 43V45H112V42H114V35H115V30H113V29H111V27L114 25ZM204 24V26H202ZM211 26H210V25ZM236 24V28H238L237 25ZM94 25V24H93ZM127 25H129V24H127ZM191 25H192V27H191ZM198 26V28H197V26ZM202 26V28L203 27H205V28H203L204 30H203V32H202V28H201V30H200V27ZM216 25H218L219 27H216ZM206 26H208V28H209V26H210V28H211V30L212 31H210L209 29H207L206 28ZM215 26V27H214ZM226 26V25H225ZM251 26V27H250ZM128 27V26H127ZM189 27H190V29H189ZM194 27V28H193ZM221 27V28H222ZM92 28H93V26H92ZM125 28L126 27H124V33H126V34H128L127 32L128 31H126L125 32ZM131 27H129V29L128 30H131L130 29ZM217 28V31L215 30V29ZM127 29V28H126ZM189 29V31L187 32V30ZM198 29V30H197ZM233 29V28H232ZM207 30H209V32H207ZM220 30V31H221ZM245 30V31H244ZM248 30V31H247ZM199 31V32H198ZM214 31H215V33H214ZM226 31V32H225ZM231 31V30H230ZM243 32V37H242V33L241 32ZM247 31V32H246ZM198 32V33H197ZM205 32V33H204ZM211 32H213V33H211ZM218 32L220 33V35L218 34ZM248 32H249V34H248ZM188 33H190V35H187ZM216 33L219 35H216ZM221 33H222V35H221ZM197 34H199V35H197ZM223 34H224V37H225V35H226V37L225 38H228L229 37V39L227 40H225V38L224 37H222L223 36ZM230 34H232V36H239L238 37V41H236L237 40V38H236V36L233 38V37H231V35ZM204 35V39L202 38V36ZM212 35V36H211ZM241 35V36H240ZM249 35V36H248ZM98 36H100V40L99 41H97L96 42V37H98ZM221 36V37H220ZM251 36V37H250ZM191 37V38H190ZM216 37H220V39H221V41L220 42H218L219 40H216L217 38ZM206 38V39H205ZM213 38V39H212ZM216 38V39H215ZM231 38H232V41H231ZM203 39V40H202ZM206 40V41H205ZM210 40V42H208L207 43V41H209ZM216 40V41H215ZM206 42V45H205V42ZM239 42L238 44H239V46H241V47H238L237 49H235V48H233L232 47V44L234 45L236 42ZM254 41L256 42V43H254ZM203 42V43H202ZM213 42V46L214 47H216V48H213V46H212V43ZM228 42L229 43H231V45H229L228 44ZM189 45H188V44ZM202 43V44H201ZM217 43H220V44H217ZM203 44L206 46H204L206 49H207V47H208V49H209V47H210V51H211V53H210V51H207V50H205V48L204 47H201V46H203ZM209 44V45H208ZM211 44V45H210ZM220 45V46H216V45ZM178 45V44H177ZM196 45H198L197 46V48L200 50V49H202L203 50V54H204V52L205 51H207V53L205 52V54H207V55H205V56H207V57H209V58H211V57H213V59L211 60V59H209V60H207V58H206V60H205V56L203 55V54H201L202 52H201V50H200V52H196V54H195V51L197 50L198 51V49L196 48L195 49V47H196ZM184 47V49H182L183 47ZM186 46H189L188 48H189V51L191 52H189L188 51V53L187 54H185L186 53V51L188 50V49H185V47ZM191 46V47H190ZM199 46H200V48H199ZM231 46V47H230ZM116 47L117 48H119V49H116ZM181 47V48H180ZM187 48V47H186ZM193 49L194 48V50H191V49ZM212 48H213V50H212ZM219 48H221V49H219ZM228 48V49H227ZM163 49H164V47H163ZM170 49H171V47H170ZM178 49H180V50H182V53H181V51L179 50V52L182 54V56L183 55H188L187 56V58L186 57H184L183 56V59H182V57H181V54L180 53H178ZM183 50L185 51L184 52V54H183ZM205 50V51H204ZM218 50V51H217ZM193 51H194V55L192 56L191 54H193ZM213 51H215V53H212ZM221 51V52H220ZM236 51H237V53H236ZM178 53V55L176 56L175 54H177ZM244 52V53H243ZM171 54V56L169 57V55ZM208 53H210V55L208 54ZM180 54V55H179ZM198 54H200L201 56H203L202 58H201V56L199 55V57H197V59H194ZM213 54V55H212ZM214 54H216L217 56H215ZM209 55V56H208ZM102 62L103 63H106V61H107V54H102ZM149 56H151L150 54H149ZM191 56H192V58H191ZM211 56V57H210ZM215 56V57H214ZM221 56H223L222 58H221ZM226 58H225V57ZM250 56V57H249ZM253 56V57H252ZM105 57V58H104ZM230 57V58H229ZM240 57V58H239ZM184 60V63H183V61L181 60ZM200 58V59H199ZM215 58V59H214ZM216 58H217V60H216ZM219 58V59H218ZM255 58V59H254ZM104 59V60H103ZM186 59H187V62H186V64H185V61H186ZM191 59H192V61H191ZM205 61H204V60ZM234 60V67H235V70H236V72H234V70L232 69H230V71L228 72V68H227V66H228V61L229 60ZM244 59V60H243ZM195 62H194V61ZM198 60H199V62L201 61V62H203L204 61V63L206 64V66H209V65H211V62L210 61H212V62H214V64H213V67L212 68H210L211 66H209V67H206L205 65L203 66V64L204 63H199L200 65H199V67H201V68H196V65L198 64ZM203 60V61H202ZM216 62H215V61ZM228 60V61H227ZM171 61V62H170ZM189 61V62H188ZM191 61V62H190ZM237 61V62H236ZM256 61V60H255ZM174 62V63H173ZM179 62V63H178ZM193 62V64H192V66H191V63ZM208 62V63H207ZM222 64H221V63ZM242 62V63H241ZM170 63V64H169ZM171 63H173L172 65H171ZM210 63V64H209ZM246 63V64H245ZM167 64H169L168 66H167ZM178 65V66H176V65ZM180 64V65H179ZM183 64H185V65H183ZM202 64V65H201ZM207 64H209V65H207ZM221 64V65H220ZM242 64V65H241ZM174 65V66H173ZM186 65H188L187 67H185ZM219 65H220V67H219ZM261 65V64H260ZM259 65V66H260ZM176 66V67H175ZM198 66V65H197ZM253 66V67H252ZM179 67H181L180 69H179ZM184 67H185V69H184ZM188 67H190V70L188 69ZM192 67V68H191ZM196 68V70H195V68ZM177 68V69H176ZM187 68V69H186ZM203 68H208L207 69V71L208 70H210L209 72H206V69H203ZM222 68H223V70H222ZM224 68H226L225 70H224ZM196 71H194V70ZM199 69H201V70H199ZM237 69H239V72H238V70ZM143 70H144V73H143ZM180 70L182 71V73L180 72ZM183 70H184V72H183ZM185 70H189V71H191V73L188 71H185ZM222 70V71H221ZM250 70V71H249ZM258 70V71H257ZM135 71V70H134ZM192 71H193V73H192ZM198 71H200V72H198ZM202 71H203V75H202ZM205 71V72H204ZM213 71V72H212ZM246 71V72H245ZM186 72V74H184ZM220 72H224V76H223V74H221ZM239 73V76H241V79H238L237 77V75H236V73ZM141 73H143V74H141ZM198 74V75H196V74ZM206 73V74H205ZM207 73H209V74H207ZM214 73V74H213ZM235 73V74H234ZM189 75V77H190V80L188 79V75ZM193 74V75H192ZM196 76H195V75ZM205 74V75H204ZM213 74V75H212ZM226 74V75H225ZM186 76V78H185V76ZM200 75H202L201 76V78H202V80H201V78H199L200 77ZM212 75V76H211ZM192 76H194V77H192ZM207 76H209V77H207ZM245 76V77H244ZM183 77V78H182ZM211 77H212V80H210L211 79ZM217 77H220L219 79L217 78ZM234 77V78H233ZM193 78V79H192ZM204 78H206V79H204ZM216 78V79H215ZM245 78V79H244ZM246 78H247V80H246ZM184 79V80H183ZM185 79H188V80H185ZM214 79H215V81H214ZM243 79V80H242ZM135 82H134V81ZM172 80V81H171ZM192 80H193V82H195V84H193V82H192ZM204 80V81H203ZM208 80V81H207ZM217 80V81H216ZM239 80H240V82H239ZM244 81L243 83H244V85L242 84V81ZM147 81V84L148 85H146V82ZM192 82V84L190 83V84H188L189 82ZM199 81H200V83H199ZM210 81V82H209ZM222 81H223V84H222ZM236 81V82H235ZM185 82V83H184ZM207 82H208V84H207ZM217 82V83H216ZM247 82H248V84H247ZM260 82V83H259ZM155 83V84H154ZM216 83V84H215ZM245 83H246V86H245ZM152 84H154V85H152ZM202 85V87H200V85ZM217 84H219V85H217ZM220 84H222V85H220ZM186 85H189L188 86V88L185 90V88H184V86H186ZM194 85V86H193ZM206 87V89H209L208 87H211L210 89H209V91L207 92L206 91V89H205V87ZM239 85H243V86H245V87H248V89L250 90V92L252 93V95H253V97H251L252 95H246V94H244V93H242V91H236V93L237 94H234V96L230 93L231 92V90H233L234 91V89L236 88V89H241V90H243L244 91V89H245V87H243L242 86V88H244V89H242L241 88V86H239ZM256 85V86H255ZM154 86V87H153ZM168 86V87H167ZM183 86V87H182ZM239 86V87H238ZM258 86V87H257ZM262 86V87H261ZM148 89H147V88ZM167 87V88H166ZM176 87V88H175ZM182 87V89H179V88H181ZM187 87V86H186ZM197 87L199 88V89H197ZM173 88H175V90L178 88L179 90H182V92L180 91L179 92V90H178V92H177V90H176V92H175V90L173 89ZM205 89V91L206 92H204V89ZM137 89V90H138ZM141 89V90H140ZM163 89H164V92H163ZM168 89V90H167ZM170 89V90H169ZM257 89V90H256ZM263 89V90H262ZM162 90V93L163 94H157V93H160V91ZM189 90V91H188ZM193 90H194V92L196 93V94H194V96H192L193 95ZM203 91V93H204V95H203V93H201L202 91ZM173 91V92H172ZM201 91V92H200ZM263 91V92H262ZM188 92V93H187ZM199 92H200V94H199ZM175 93H177V94H175ZM198 93V94H197ZM208 93V94H207ZM212 93H215V94H212ZM228 93H229V95H228ZM256 95H254V94ZM223 94V96H221ZM151 95V96H150ZM198 95V96H197ZM201 95H203L204 97H202ZM209 95V96H208ZM217 97H216V96ZM225 95V96H224ZM231 95V96H230ZM242 95H244L243 97H242ZM247 97H246V96ZM173 96H175L174 97V99L176 100V99H178V101L179 102H175V100L173 99ZM200 97V98H204L205 100H199L200 98H196V97ZM208 96V97H207ZM219 96V97H218ZM230 96V97H229ZM239 96V97H238ZM255 96V97H254ZM259 96H260V98L262 99V100H260L259 101ZM194 97H195V99H196V101L195 102H193L192 100L194 99ZM216 97V98H215ZM234 97H236L237 98V101L239 100V102L241 103V105H240V108H241V111H238L237 113H236V115H234L235 113H234V110H235V112H236V106H233L234 104H235V101L236 100H234L233 98ZM246 97V98H245ZM256 97H258V98H256ZM193 98V99H192ZM240 98H242V100H240ZM256 98V99H255ZM174 100L173 101V104H174V102L177 104H172V100ZM181 101H180V100ZM210 101H209V100ZM231 99V100H230ZM183 100H184V102H187V103H184V105L185 104H187V105H191L192 106V104H193V108H195V109H193L191 106H188L187 107V105H185V107H182V104H183ZM187 100V101H186ZM188 100H189V102H188ZM197 100H199L198 101V103H196L197 102ZM215 100V101H214ZM218 100V102H216ZM244 100V101H243ZM249 100V101H248ZM258 100V101H257ZM162 101V103H160ZM165 101V102H164ZM171 101V102H170ZM200 101L202 102V104L200 103ZM205 101V102H204ZM213 101V102H212ZM234 103H233V102ZM250 101H252V102H250ZM169 102V103H168ZM193 102V103H192ZM209 102V103H208ZM215 102V103H214ZM233 104H232V103ZM250 102V103H249ZM262 102V103H261ZM167 104V105H165V106H167L166 108H164L165 106H162L163 104ZM182 103V104H181ZM189 103V104H188ZM192 103V104H191ZM200 103V104H199ZM204 103V104H203ZM205 103L207 104V106L205 107ZM254 103H252V104H254ZM162 104V105H161ZM168 104H172V106H169ZM199 105V107H198V105ZM242 104H243V108H242ZM183 105V106H184ZM195 105L198 107H195ZM201 105V106H200ZM233 106L234 108H232L231 106ZM172 107V108H170L169 109V107ZM175 106V107H174ZM179 106H181L182 107V111H179V109L181 108V107H179ZM204 106V107H203ZM189 107H191L195 112L197 111V109H198V112H197V114L192 110V111H188L187 109H190ZM200 107H202V108H204V114H203V111L201 112V110H200ZM245 107L247 108V109H245ZM175 108H177V109H175ZM186 110H185V109ZM208 108V109H207ZM263 108H264V106H263ZM206 109V110H205ZM234 109V110H233ZM171 110V111H170ZM173 110V111H172ZM176 110V111H175ZM199 110H200V114L201 115H204L202 118L200 117V115H199ZM244 110V111H243ZM255 110V111H254ZM82 111H84V109L82 110ZM188 112V114L186 113V112ZM231 111V112H230ZM257 111V112H256ZM173 112V113H172ZM174 112H178L177 114H175L174 115V117H172L173 116V114H174ZM192 113L193 114V112L196 114V115H198V116H196L195 114V119L194 120H196V119H198V121L200 122V120H199V118L201 119V122L199 123L197 120L196 121H194V120H192L193 119V117H194V115H191L190 113ZM239 112H240V115H239ZM165 113H167L166 115H165ZM179 113H181V115H179ZM231 113H233V114H231ZM246 113H247V117H248V119L249 120H246L247 119V117H245L246 116ZM259 113V112H258ZM155 114V113H154ZM168 114L171 116V117H169L168 116ZM190 114V115H189ZM227 114H229V115H227ZM245 114V115H244ZM248 114H249V116H248ZM188 115V116H187ZM232 115H234V116H232ZM178 116H180V117H178ZM184 116V118H182V117ZM192 118V119H190V118ZM250 117V118H249ZM175 118V119H174ZM176 118H177V120H178V118L181 120V122H179L178 121V123H177V126H176V123H175V121L177 122V120H176ZM189 118V119H188ZM233 118H234V120H233ZM239 118V119H238ZM246 118V119H245ZM251 118H253V119H251ZM170 119V120H169ZM244 119V120H243ZM102 120V118H100V116L97 118V120H96V123H98V121L100 122ZM163 120V121H164ZM188 121L186 124H185V121ZM192 120V121H191ZM242 120V121H241ZM237 121V122H236ZM166 122V123H167ZM189 122H192V126H193V129H192V127H191V124L189 123ZM194 122V123H193ZM235 122V123H234ZM173 123V124H172ZM184 123V124H183ZM189 123V124H188ZM168 124V125H169ZM188 124V125H187ZM196 124H197V127H195L196 126ZM246 124V125H245ZM201 125V126H200ZM175 126V127H174ZM204 126V127H203ZM211 127H214V126H212V125H210ZM239 126V127H238ZM195 127V128H194ZM203 127V128H202ZM208 127V126H207ZM238 127V128H237ZM181 128L180 127H178V129L176 128V130H181ZM187 128H190V130L189 129H187ZM236 128V129H235ZM252 128V127H251ZM184 129V130H183ZM189 130V131H187V130ZM253 129V128H252ZM251 129V130H252ZM259 129V128H258ZM262 129H264V128H262ZM175 130V131H176ZM261 130V129H260ZM186 131H187V134H188V136H187V134H186ZM198 131V132H197ZM203 131V132H202ZM257 131V132H256ZM259 130H255V132H253V130H252V132L250 131V133L251 134H248L249 136H255V135H253V134H257V133H260V131L258 132ZM176 132H178V131H176ZM212 132V133H211ZM215 132V133H214ZM181 133H183V134H181ZM210 134H211V136H210ZM228 134H230V132H228ZM182 135H185L184 137L182 136ZM190 135V136H189ZM205 135V136H204ZM259 135V134H258ZM201 136V137H200ZM210 136V137H209ZM257 136V135H256ZM255 136V137H256ZM261 136V135H260ZM262 137H264V136H261L260 138H262ZM189 138H190V140H189ZM191 138H194L195 140H193V139H191ZM198 138H200L199 139V142H198ZM207 138L208 139H211V140H213V141H215V145H213L212 147H210L212 144H211V141H210V144H209V142L207 141ZM222 139H223V141H222ZM222 139L220 140L219 139V143L220 144H222L223 142H225V144H228V142L226 143V141H227V139L225 140V137H222ZM192 140V141H191ZM201 140V141H200ZM205 140V141H204ZM206 142L207 143V145H206V143H205V146H204V143L203 142ZM212 141V143L214 144V142ZM222 143H221V142ZM201 142V143H200ZM217 142V143H216ZM110 143V142H109ZM190 143L192 144L191 146H190ZM224 143H223V145H220L221 146V150L223 151V152H221V150H220V153H219V155L221 156V153H224V154H222V156H223V158L224 159H226V151H227V153H228V150L230 151L231 150V147L229 146V145H225ZM248 144H250V143H248ZM252 144V143H251ZM215 146V147H214ZM219 146V147H220ZM222 146H227V147H223L224 148V150L222 149ZM251 146L252 145H250L249 147H247L246 149H249L250 150V148H251ZM214 147V148H213ZM210 148H212V149H210ZM233 148V147H232ZM239 148V145L237 146V149ZM150 149L151 148H145V150L146 151H150ZM210 149V150H209ZM59 150V149H58ZM57 150V151H58ZM249 150H246V151H248V152H250ZM56 151V152H57ZM238 151H239V149H238ZM164 154L167 152H164V151H162ZM162 152H159L158 154H160V153H162ZM219 152V151H218ZM243 152H244V150H243ZM242 152V153H243ZM157 154V155H158ZM164 154H160V155H158L159 156V158H160V160L163 158V157H167L168 155L167 154H165V156H164ZM245 154V153H244ZM245 155H247V154H245ZM264 155V154H263ZM157 156V157H158ZM230 156V155H229ZM145 158V155L143 154V159ZM159 158L157 159V161L159 162L160 160H159ZM226 160H227V162H226ZM226 160H223V161H221V163L223 164V165H226L227 163L229 164V166H230V160L229 159H226ZM263 161L262 162H264V159H262ZM129 161H127V163H128ZM133 163H134V165H135V167L132 169L131 168V170H132V176L135 174V171H138V170H140L141 168L137 165V167H136V162H135V160L133 161ZM154 163V162H153ZM152 163V164H153ZM183 163H184V161H183ZM183 163H181V164H183ZM226 163V164H225ZM138 164V163H137ZM151 164V165H152ZM185 164V163H184ZM181 165V168H183L182 170H184V172H183V175L186 177V175H187V177L188 178H182V179H180V180H185L183 183V185L186 187V188H188L187 190H189L190 189V187L191 186H193L194 184H196L197 185V182H199V183H202V182H200V180H205L202 184H204L205 182H206V178L204 177H202V178H200V175H198V174H194L193 173V171H191V173L189 172V168L187 167V165L185 166V165ZM264 164V163H263ZM146 165H147V167H149V165L146 163ZM160 165H162V163H161V161L155 166L154 164H153V167L152 168H155L156 167V170L158 169V167L160 168ZM155 166V167H154ZM158 166V167H157ZM183 166V167H182ZM227 166V165H226ZM187 167V168H186ZM194 168H196L195 166H193ZM179 168H180V166H179ZM187 169H188V171H187ZM114 171H118L117 172V174L114 176V175H112V173L114 172ZM105 172H106V174H107V179L104 181V182H102V183H99L100 185H99V187L97 188V190L94 192V194L92 195V197H91V199H97L98 198V196H103V198H105L106 199V201L107 202H111L113 205V207H112V214L114 215V216H117L118 215V213H120V212H126V210L128 209V206L130 205V202L132 201V191H133V187H134V179H132V185H131V183H130V180H129V178H128V175H127V172H125L124 171V167H123V164H118V165H116L115 167H113V168H107V169H105ZM220 172V171H219ZM125 173V174H124ZM190 173V174H189ZM221 173V172H220ZM244 175V176H243ZM246 175H247V177H246ZM245 175V173L244 174H242V175H240V177L239 176H237V177H235V178H233L234 179V181H235V183H236V186L238 187V189H240L241 191H243V193L245 192V191H247L246 192V194L248 195V194H253V193H249L248 191H250V192H255V195L254 196H256L257 197V190H255V188L254 187H250V183H251V185L252 184H255L256 186H257V184H259V183H262V182H264L263 180H264V178H262V177H264V176H261V177H259V179H261L262 180V182H261V180H258V178L257 177H255L256 179H254L253 178V175L250 177V178H248V174H246ZM118 178V182L117 183H113L112 181H113V178ZM115 178V179H116ZM224 178V177H223ZM186 179H188V180H186ZM191 179V180H190ZM232 179V180H233ZM229 180V179H228ZM258 180V181H257ZM230 181V180H229ZM255 181V182H254ZM148 184H150V182H148V180H145L144 181V185H148ZM202 184H200V186L202 185ZM118 185V186H117ZM191 185V186H190ZM198 186V185H197ZM253 186V185H252ZM131 187H132V190H131ZM118 190V191H117ZM117 191V192H116ZM120 191V192H119ZM139 191H141V190H139ZM257 193V194H256ZM144 193H139L138 192V196L139 195H141L140 197H142V199H144L145 198V196L143 195ZM214 196H218L217 195V193H215V194H200V202H201V205L206 201V202H210L211 203V201H212V197H214ZM258 196H259V198H260V196L261 195H259L258 194ZM102 198V199H103ZM215 198V197H214ZM90 199V200H91ZM261 199V198H260ZM153 202L154 203H156V201L155 200H153ZM257 203H259V204H262V201H260L259 202V200H258V202ZM191 209H192V211H193V213H192V216H194L197 212H196V209L195 208H193V207H191ZM205 209V208H204ZM204 209L202 210L203 212L202 213H200V214H204ZM207 209V208H206ZM89 210H96V208H92V209H89ZM200 210V209H199ZM263 211V212H262ZM261 212L264 214V208H262L261 209ZM127 214V213H126ZM68 221H71L70 223L71 224H75V221L73 222V220L72 219H70L69 218V220ZM129 221V220H128ZM130 223H132V225H133V228L135 229V226H134V220H132L131 219V221H130ZM145 223H148V222H145ZM96 225V224H95ZM148 226H150V225H146V228L148 227ZM170 225L169 224H167L166 225V227H168V228H166L167 229V231H171L172 229H174L173 228V226L172 227H169ZM76 227V226H75ZM79 234H81L82 236L84 235V234H86L87 233V230H85V229H78V231H77ZM158 234H160L161 232L160 231H158L157 232ZM87 239H89V240H91V238H87ZM49 244H50V248H52V250H53V252H54V254H55V256H54V259L52 260V261H49L48 259H44L45 257H43L42 258V260H40V262H43L44 264H73V261H74V257H73V255H71L70 254V252H69V250L70 249H72V247H74L73 246V244L70 242V241H66V240H64L63 241V246H62V248L61 247H56V244H57V240H56V238H54V237H49ZM75 245V244H74ZM10 252H11V250H9V248L7 247V246H5V245H3L2 243H0V264H3L5 261H7L8 259H11V261H12V263L11 264H40V263H30L29 261H27V260H23V261H17L20 257H18V256H14V255H11L10 254ZM2 255V256H1ZM7 257V258H6ZM10 257H12V258H10ZM15 258V259H14ZM5 259V260H4Z\"/></svg>",
    "mask_w": 264,
    "mask_h": 264
}]
</instances>
